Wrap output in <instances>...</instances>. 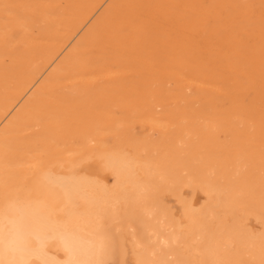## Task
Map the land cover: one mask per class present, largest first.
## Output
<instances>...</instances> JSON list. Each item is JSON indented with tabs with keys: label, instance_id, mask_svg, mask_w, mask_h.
<instances>
[{
	"label": "bare ground",
	"instance_id": "1",
	"mask_svg": "<svg viewBox=\"0 0 264 264\" xmlns=\"http://www.w3.org/2000/svg\"><path fill=\"white\" fill-rule=\"evenodd\" d=\"M202 2L0 0V85L5 86L4 93H0V116L14 111L12 108L19 96L31 88L34 78L29 66L64 53L81 23L98 6L104 4L101 15H96L97 21L93 20L81 39H75L74 43L79 40L76 47L68 48L65 57L62 56L64 63L60 65L66 64L63 71L67 77H83L91 68L98 75L108 73L111 64H121V68L130 60L131 48L141 45L140 38L144 39L146 30L144 23L152 22L161 13L159 16L167 18L171 25L186 28L184 24L194 22L188 16L195 15L188 12L187 5L200 9ZM183 7L188 9L182 12ZM180 16L189 22L179 25L175 20ZM154 32L150 37L146 35L149 38L142 44L145 49L148 47V52L150 49L151 53L155 50V54H160L159 60L166 58L171 68L166 77L169 87L155 85L157 91L152 87L155 90L152 93L150 89V95L149 90L147 95L141 92L144 98L149 96L153 101L148 102V98L142 103L134 102L137 98L130 95L134 85L131 83V89L126 84L119 83L116 87L110 84L114 88L106 84L109 90L103 86L107 91L99 93L101 86L99 92L94 91L95 86L83 85L84 80L83 86L70 87L62 97L56 96L55 90L47 91L45 84L46 94L43 87L42 91L38 87L37 96L31 93L36 98L27 97L20 110L15 111L18 115L13 114L18 120L23 115L27 125L38 124L36 120L49 122L45 131L48 135L41 145L45 157L36 149L38 154L29 148L32 152H17L13 146L23 142L18 130L11 129L15 135L12 133L8 139L9 134L2 139L0 131V264H264V109L260 110L257 100L243 106L227 98L230 107L225 110L201 112L203 107L195 106L198 96L195 98L193 89L200 91L199 99L207 101L210 100L207 91L217 85L212 72L200 62L202 49L194 50L195 45L190 46L188 38L181 43L170 42L165 38L171 35L165 32L169 37L164 35V39H159ZM84 48L95 54L93 62L90 56L88 60L85 58ZM138 51H135L137 55ZM251 54L245 55L251 57ZM208 60L207 64L213 61ZM50 72L51 78L56 77ZM248 72L246 75L251 77ZM233 74L231 79L235 80L237 75ZM92 78L96 77H91V81ZM56 80L53 82L57 83ZM106 83L109 82L106 80ZM138 95L140 98L141 94ZM39 98L45 106H38L42 108L24 116L27 104L34 100L36 104ZM80 98L84 100L79 102ZM11 119L15 121L13 116ZM12 121L9 123L16 124ZM121 121L126 122L127 128L123 131L125 139L119 140L115 138L114 127L121 125ZM102 125L108 133L107 139L103 137L99 143L95 140V131ZM77 133L85 137L82 146L64 156L55 153L59 144L66 139L73 142ZM169 194L177 200L171 211L165 207L167 202L163 204L165 208L162 206L163 196L166 199ZM157 198L156 218L148 205ZM219 208L223 210V218H219Z\"/></svg>",
	"mask_w": 264,
	"mask_h": 264
},
{
	"label": "rangeland",
	"instance_id": "2",
	"mask_svg": "<svg viewBox=\"0 0 264 264\" xmlns=\"http://www.w3.org/2000/svg\"><path fill=\"white\" fill-rule=\"evenodd\" d=\"M203 1V2H202ZM231 1H234V2H232V3H230ZM231 1H227V0H201V2H202V6L200 7V9H202V10H200L198 7H197V9L195 8V9H193L194 8V5L193 4H191L192 6H190V5H187V7L188 8H192V10H188V12L189 11H191V12H194L195 13V15L194 14H192V15H190V16H188L189 17V19L190 20H192V22L190 21V23H192V24H184V22L183 21H185V23L188 21L189 22V19H184V20H182L183 18H182V16H180L177 20H175V22H177L179 25H182V24H184L185 25V27L186 28H179L178 26H173V25H171L170 23L171 22H169V20L167 19V18H161L162 16H159V15H161V13H159L158 14V16L156 15V17H154L153 18V20H152V22H150L149 21V23L148 22H146V23H144L143 25H144V27H143V29H145L146 28V30H144V39L142 40V38H140L141 39V41L139 42L141 45L139 46V47H141V48H139V47H135V49L134 48H131V56H129L128 58L130 59L127 63H125V65L124 64H122V66H121V68H120V65L121 64H119V66L117 65V64H111L110 65V68H109V71H108V73H99V75L97 74L98 73V71L96 70V69H93V68H91V69H89L90 71H87L86 73H84L83 74V77H85V78H83V77H80V78H70V77H67V75L65 74V72L66 71H63V69H65L64 68V65H65V67H66V64H62V63H64L63 61H64V58L62 57V56H64L65 57V52H66V50H68V48H73L72 46L74 45L75 46V44L76 43H78V41L81 39V37L85 34L84 32H86V30H88V29H86L85 30V28H87V27H90L91 25H89L90 23L91 24H93L94 23V21L96 22L97 21V17L99 16V15H101L100 13H102V11L104 10V9H102V6L104 5V4H102V5H100V6H98V8L93 12V13H91L90 14V16H88L82 23H81V25H80V27L76 30V32H75V35H76V37H75V35L73 36V38H72V40L70 41V44H67V47L68 48H64V50H62V51H64V53H60V54H62V55H60V54H58L56 57H47V59H41V60H39V61H37V62H34V64H31L30 66H29V68H28V70L29 71H31L32 72V74H33V78H34V81H33V83L30 85V87L31 88H29V90L27 91V92H25V93H23V94H21L20 96H19V100L17 99V103L15 102L14 103V107L12 108V110L14 109V111H8L7 113H2V115L0 116L1 118V120H0V131H1V134H2V136H4V137H2L1 136V138L2 139H4L5 137H7V135H8V137H7V139L8 138H10V137H12L13 135H15V132H17V131H15V129L16 130H18L19 132L21 131V133H19L18 132V136H20L21 137V140H23V142H19V144L17 143H15L17 146H13V144H12V146H13V148L17 151V152H21V153H23V154H25V152H27V150H32V149H34V151H35V149L36 150H38L39 152H40V154L39 155H41L42 157H45V155L46 154H44L43 153V150H41L42 149V146H43V141H45V137L48 135V133H46L45 131H46V128L48 127V125H49V122L47 121H44V120H36V121H39V123L38 124H36L37 122H35L33 125H31V123L29 124V125H27V123H25L26 121L25 120H23V115L21 116V118H19V120L18 119H16V118H14L15 116L14 115H18L16 112H18L20 109H19V107L22 105V103L24 104L25 103V100H27V97H28V99L30 98V97H33L34 98V96L36 95L37 96V92H35V91H37V90H39L40 89V91H42L43 90V88H44V86H45V84H46V86L45 87H47L48 89H47V91H50L51 89L52 90H55V93H56V96H58V97H62V96H64L65 95V92H67V90L70 88V87H79V85H82V83H84L85 81L84 80H86V83L85 84H83V85H93V86H95V88H94V91H97V92H99V88H101L102 87V89H100V90H102V91H100L99 93H101V92H106L105 91V88H107L108 90H109V88L111 87H113V86H111V85H115L114 87H116V85L118 86V84L120 83V85L122 84V85H125V87L127 88V85H128V88L127 89H129V84L130 85H132V84H136L135 86L134 85H132L131 87H132V89H133V92L131 91L130 92V95H132V97H134L136 100H133L134 102H140V103H142V101L143 100H145V99H148L149 98V96L146 98H144V94L148 91V93H149V95H150V93L152 92H154V90H155V88L157 87V86H155V85H158L159 86V88H166L167 86L169 87V84H168V79L166 78V77H168V75H169V73H170V68H171V66L169 65V63H168V60L166 59V58H163V60L161 61V60H159L158 58H159V56H160V54L158 55V54H155L154 52H155V50L153 51V53H151V50L149 49V52H148V47L146 46V49H145V45L144 44H142L144 41H145V38L147 39V38H149L150 36H152L153 35V33L152 32H154V34H156L157 35V37L159 38V39H164V37L166 36V35H171L170 36V38H165V40H167L168 39V41L170 40V42H179V43H181L183 40H185L186 41V38H188L187 40L190 42V46L192 45V46H194V47H192L194 50H197V47H199L198 48V52H199V50L200 49H202V51L200 50V52H199V56H201L202 58H203V61L202 60H200V62H203V63H201V64H203L205 67H207V68H209V71L210 72H212V74H213V76H214V80H215V83L217 84L216 85V88H212V90H210V91H207V95H208V97L210 98V100H211V96H212V101H210V100H205V101H203V99L201 100V99H199V93H200V91L199 90H197L196 88H194L193 89V93H194V96H195V100H197L196 101V104H195V106L197 107V108H201V107H203V108H201L200 110H201V112L203 111H206V113H204V114H208L209 113V111L212 113V111H213V109H214V111L213 112H215L216 110H225V108H228V107H230L229 105H230V100L229 101H227L229 98L230 99H233V100H235L236 102H238V103H241L243 106H249L252 102H255L256 100V104H258V106L260 107V110L261 109H264V98H262V99H258V98H260L261 96L263 97L264 96V88H262L263 86H262V82H263V85H264V40H263V38H264V0H231ZM238 3H237V2ZM209 2V3H208ZM255 2V3H254ZM108 3V2H107ZM107 3H105V5H107ZM237 3V6L235 5ZM263 5H262V4ZM257 4V5H256ZM229 5H230V7H229ZM243 7H241V6ZM256 6L255 8H254V6ZM258 5H262V7H259ZM215 7L214 9H211L210 10V8H212V7ZM249 6H251V8L249 7ZM101 7V8H100ZM187 7H183V10H182V12L183 11H186L188 8ZM202 7H204V8H202ZM206 7H210V8H206ZM218 7V8H217ZM227 7H229L228 9H226ZM235 7H237V8H235ZM244 7H245V10H246V12H245V10H244ZM259 7V8H258ZM103 8H105V6L103 7ZM187 8V9H186ZM206 8V9H205ZM220 8V9H219ZM232 8V9H231ZM239 8H240V11H239ZM256 8H258V9H256ZM206 11H205V10ZM219 9V10H218ZM225 9V10H224ZM235 9V10H234ZM238 9V10H237ZM252 9V10H251ZM262 9H263V11H262ZM194 10V11H193ZM198 10H200L201 12L200 13H198L199 11ZM204 10V11H203ZM223 11L224 10V12H222V13H220L221 11ZM231 10V11H230ZM259 10V11H258ZM177 11V10H176ZM203 11V12H202ZM208 11V12H207ZM231 12H233V13H231V15H229ZM100 12V13H99ZM190 12V13H191ZM227 12L229 13V14H227ZM240 12V13H239ZM250 12V13H249ZM198 13V14H197ZM243 13H244V15H243ZM253 13V14H252ZM206 14V15H205ZM96 15H98V16H96ZM181 15V14H180ZM202 15V16H201ZM252 15V16H251ZM261 15V16H260ZM201 16V17H200ZM206 16V17H205ZM95 18V19H93V18ZM210 18V19H209ZM234 18H237V19H234ZM240 18V19H239ZM254 20H253V19ZM263 18V19H262ZM150 19H152V18H150ZM195 19H198V20H195ZM199 19H202V22H201V20H199ZM234 19V20H233ZM252 19V20H251ZM257 19V20H256ZM94 20V21H93ZM163 20V21H162ZM164 20H168V21H164ZM232 21V22H230V21ZM263 20V21H262ZM198 21H200V23H202V24H200ZM256 21H258V22H256ZM227 22H230V23H227ZM259 22H261V23H259ZM182 23V24H181ZM226 23H227V25H226ZM258 23L260 24V25H258ZM150 24H151V26H150ZM155 25L154 27L156 28V27H158V30H157V28H156V30L155 29H153L154 27H153V25ZM250 24H252L251 26H250ZM184 25H182V26H184ZM199 25V26H198ZM148 26V27H147ZM173 26V27H172ZM193 26H195V27H193ZM229 26V27H228ZM234 26V27H233ZM242 26V27H241ZM254 26H255V28H254ZM189 27V28H188ZM200 27V28H199ZM233 27V28H232ZM241 27V28H240ZM83 28V29H82ZM178 28L182 31V34L184 33V35H182V34H180L181 33V31L180 30H178ZM193 30H192V29ZM236 28V29H235ZM251 28H252V30H251ZM259 28H263V29H259ZM142 29V30H143ZM161 29H162V32H164V33H162V32H160L161 31ZM169 29V30H168ZM191 29V30H190ZM198 31V32H196V30ZM200 29V30H199ZM225 29H228L229 30V32H230V34H228V31L227 30H225ZM167 30H168V32H167ZM259 30V31H258ZM78 31H80V32H78ZM149 31V32H148ZM159 31V32H158ZM169 31H170V33H169ZM202 31V32H201ZM227 31V32H226ZM244 31V32H243ZM245 31H248V32H245ZM165 32H166V35H165ZM243 32V33H242ZM256 35H254L253 33ZM258 32H260V33H258ZM168 33V34H167ZM188 33V34H187ZM197 33V35H195ZM257 33H258V36H257ZM262 33V35H260ZM14 34H15V37L17 36V34H16V32L14 31ZM78 34V35H77ZM150 34H152V35H150ZM192 35V38L190 37V35ZM204 34V35H203ZM233 34V35H232ZM238 34H240V35H238ZM251 34V35H250ZM146 35H148L147 37H146ZM165 35V36H164ZM201 35H203V36H201ZM225 35V36H224ZM242 35V37H240ZM169 36H166V37H169ZM173 36V37H172ZM183 36H185V37H183ZM212 36V37H211ZM75 37V38H74ZM78 37V41L76 42V43H74V41H75V39ZM201 37V38H200ZM209 37L211 38V39H209ZM225 37V38H224ZM151 38H155L154 36L153 37H151ZM203 38V39H202ZM212 38H214V39H212ZM222 38V39H221ZM224 38V39H223ZM238 38V39H237ZM139 39V40H140ZM175 39H177V40H175ZM179 39V40H178ZM183 39V40H182ZM194 39V40H193ZM259 41H258V40ZM171 40H173V41H171ZM181 40V41H180ZM190 40H192V42L190 41ZM196 40V41H195ZM204 40V41H203ZM215 42H214V41ZM228 40V41H227ZM246 40V41H245ZM252 40V41H251ZM238 41V42H237ZM244 41V42H243ZM254 41V42H253ZM202 42V43H201ZM217 42V43H216ZM228 44H227V43ZM262 42H263V44H262ZM178 43V44H179ZM195 43V44H194ZM224 43V44H223ZM242 43V44H241ZM244 43V44H243ZM72 44V45H71ZM209 44H211V45H209ZM223 44V45H222ZM233 44H234V46H233ZM252 44H253V46H252ZM77 45V44H76ZM199 45V46H198ZM217 45H219L220 47H218ZM254 45L256 46V47H254ZM70 46V47H69ZM76 47V46H75ZM211 47V48H210ZM222 47V48H221ZM196 48V49H195ZM206 50H205V49ZM252 48V49H251ZM82 49V48H81ZM134 49V50H133ZM140 49V50H139ZM144 49H145V51H144ZM234 49H235V51H234ZM84 50V55H85V58H87V60L89 59V56H90V60L92 61V59L94 60L95 59V54L94 53H92L90 50H88V49H86V48H84L83 49ZM139 50V51H138ZM135 51H136V53H137V51H138V55L135 53ZM146 52H148V54L150 55H148ZM227 52V53H226ZM239 52H241V53H244V54H241V53H239ZM142 53V54H141ZM251 54L252 56L251 57H253L252 59H251V57H250V55H245V54ZM90 54H92V56L90 55ZM141 54V55H140ZM161 54H162V52H161ZM225 54V55H224ZM229 54H232V55H235L234 57H232V55H230V56H227V55H229ZM94 55V56H93ZM153 55V56H152ZM157 55V56H156ZM209 55V56H208ZM222 55V56H221ZM243 55V56H242ZM255 55V56H254ZM257 55V56H256ZM261 55V56H260ZM152 56V57H151ZM212 56H214V57H216V58H213ZM218 56H220V57H218ZM246 56V57H245ZM247 56L249 57L248 59H247ZM260 56V59H258V58H256V57H259ZM141 57H149V59L147 58V60H146V58L144 59V58H141ZM155 59H154V58ZM211 57V58H210ZM229 57H231V58H229ZM55 58H57V59H55ZM62 58H63V60H62ZM210 58V59H209ZM218 58L220 59L219 61H220V63H218L219 61H218ZM244 58V59H243ZM151 59H153L155 62H156V64H154L155 62L154 61H152ZM213 60V61H210L209 62V60ZM45 60V61H44ZM61 60V61H60ZM86 60V61H87ZM89 60V62H88V64H91L92 62ZM207 60H208V62L210 63H208L207 64ZM260 60H262V61H260ZM164 61V62H163ZM214 61H216V62H214ZM218 61V62H217ZM243 61V62H242ZM258 61V62H257ZM52 62H54V63H52ZM60 62H62L61 63V65H60ZM158 62V63H157ZM163 62V64H159V63H162ZM36 63V64H35ZM38 63V64H37ZM131 63H133V64H131ZM222 63H223V65H222ZM258 63H259V65H258ZM134 64H136V65H134ZM166 64V65H165ZM263 64V65H262ZM54 65H57V67H59V68H57L56 66H54ZM129 65H130V67H129ZM133 65V66H132ZM163 65V66H162ZM257 65V66H256ZM50 66H52V67H50ZM60 66H63L62 68H60ZM116 66V67H115ZM132 66V67H131ZM241 66H242V69L240 70V68H241ZM37 67L39 68V69H37ZM50 67V68H49ZM122 67H124V68H122ZM128 68V69H126V68ZM165 67V68H164ZM168 67V68H167ZM236 68V70H235V68ZM53 68V69H52ZM132 68V69H131ZM211 68H213V69H211ZM225 68H227V69H225ZM56 70V73H58L59 71V73L57 74V75H55L56 73H55V71H52V70ZM131 69V70H130ZM158 69V70H157ZM216 69V70H215ZM220 69L222 70V71H220ZM224 69H225V71H224ZM228 69H230L229 71H228ZM48 70V71H47ZM51 72H50V71ZM57 70H59L58 72H57ZM61 70H62V72H61ZM66 70V69H65ZM92 70H94V71H92ZM117 70V71H116ZM121 70V71H120ZM214 70V71H213ZM233 70V71H232ZM240 71V73H238L239 71ZM243 70V71H242ZM245 70V71H244ZM136 71H138L137 73H139V74H137L136 73ZM161 71V72H160ZM216 71H218V73L216 72ZM220 71V72H219ZM230 71L232 72L231 74H230ZM236 71V72H235ZM247 71H249V72H251V77H250V74H247L246 75V72ZM257 71H258V73H257ZM50 72V74H51V76L52 77H54V76H56V77H54V78H51L50 76H49V73ZM94 72V73H93ZM135 72V73H134ZM213 72H215V73H213ZM222 72V73H221ZM248 72V73H249ZM260 72H261V74H260ZM54 73V74H53ZM90 73H92L91 74V76H90ZM113 73V74H112ZM233 73H235V80H232L233 78H234V74ZM255 73V74H254ZM46 76H45V75ZM66 76H65V75ZM95 74V75H94ZM105 74L108 76V77H106L105 76ZM112 74V75H111ZM126 74V75H125ZM228 74H230L229 75V77H228ZM239 74H241V75H239ZM43 75H44V77H43ZM97 75V76H96ZM222 75V76H221ZM223 75H225L224 77H223ZM232 75V76H231ZM248 75H249V77H248ZM256 77V79H255V77ZM260 75V76H259ZM65 78H64V77ZM94 76V78L95 79H93L92 78V81L90 80L91 79V77H93ZM221 76V77H220ZM259 76V77H258ZM48 77H50L51 79H53V80H51L50 78H48ZM88 77V78H87ZM104 77V78H103ZM59 78V79H58ZM66 78H68V80H66ZM100 78V79H99ZM221 78V79H220ZM230 78V79H229ZM232 78V79H231ZM240 78V79H239ZM251 78H253V79H251ZM43 79H46V81L44 80L43 81ZM56 79H58V81L59 82H61V83H59L57 80V83L56 82H53V81H55ZM65 79V80H64ZM69 79H72V80H69ZM75 79V80H74ZM102 79V80H101ZM167 79V80H166ZM238 79V80H237ZM262 79V80H261ZM77 80V81H76ZM80 80H82V82H81V84H80ZM95 80V81H94ZM106 80H107V82H109V83H106ZM108 80H110V81H108ZM243 82H242V81ZM67 82V83H65V82ZM73 81H74V83H73ZM84 81V82H83ZM87 81H89V82H87ZM104 81V82H103ZM223 81H226V82H228V81H230V82H228V83H226V82H224V83H226L225 85H223L224 83H223ZM241 81V82H240ZM250 83H249V82ZM262 81V82H261ZM41 82V85H39V83ZM42 82H46V83H42ZM137 82V83H136ZM233 82V83H232ZM64 83V84H63ZM70 83V84H69ZM93 83V84H92ZM229 83H231V84H229ZM238 83V84H237ZM242 83V84H241ZM255 83V84H254ZM36 84V85H35ZM44 84V85H43ZM58 84H60V85H58ZM109 86V88H108V86ZM111 84V85H110ZM138 84V85H137ZM159 84H161V85H159ZM221 84L224 86H221ZM241 84V85H240ZM48 85H51V86H48ZM56 85V86H55ZM70 85V86H69ZM82 85V86H83ZM33 86H34V88H33ZM99 86H101V87H99ZM105 88H104V87ZM163 86H165V87H163ZM221 86V87H220ZM262 86V87H261ZM39 87V89H37ZM43 87V88H42ZM113 87V88H114ZM131 87H130V89H131ZM136 87V88H135ZM145 87H146V89H145ZM152 87H155V88H152ZM226 87H227V89H226ZM238 87H240V88H238ZM33 88V89H32ZM42 88V89H41ZM80 88H81V86H80ZM98 88V89H97ZM158 88V87H157ZM157 88H156V91H157ZM218 88H221V89H218ZM231 88V89H230ZM233 88V89H232ZM237 88V91H235V89ZM245 88V89H244ZM257 90H256V89ZM260 88V89H259ZM45 89L46 88H44V91H43V94H46L47 93V91H45ZM50 89V90H49ZM135 89V90H134ZM144 89V90H143ZM150 89H151V92H150ZM152 89H154V90H152ZM253 89V90H252ZM0 93H4V90H5V86H3V85H0ZM111 90V89H110ZM146 90V91H145ZM161 90H164V89H161ZM216 90H218V91H215ZM245 90H249V91H245ZM250 90H252L251 92H250ZM260 90V91H259ZM135 91V92H134ZM225 91V92H224ZM244 91V92H243ZM97 92H94L95 94H97ZM141 92H143L144 94H142ZM242 92V93H241ZM248 93V92H250V93H248V94H245V93ZM254 92V93H253ZM28 95H27V94ZM31 93L33 94H35V95H31ZM148 93H146L145 95H147ZM157 93V92H156ZM220 95H219V94ZM241 93V94H240ZM257 93V94H256ZM26 94V95H25ZM138 94H141L140 95V98H139V95ZM216 94H217V96H216ZM242 94H244L243 96H242ZM259 94H261V95H259ZM136 95V96H135ZM225 96V98L223 99V97L222 96ZM246 95H248V96H246ZM36 96H35V98H36ZM141 96H143L142 98H141ZM214 96H216V97H214ZM240 96H242L243 98H241ZM245 97V98H244ZM83 98L84 99H86V96H83ZM219 98V99H218ZM228 98V99H227ZM31 99V98H30ZM40 99V98H39ZM83 99V100H84ZM220 99H221V101H220ZM222 99L223 100H225V101H222ZM245 99V100H244ZM42 99H40V100H37V101H39L38 103L39 104H37V101H36V104H35V100L33 101L34 102V104H33V102L31 103H29V104H27L28 106L26 107V109H27V112L25 113V115L24 116H26V114H28V113H30V112H34V111H37V110H40L43 106H45V104H44V101H41ZM80 100H81V98H80ZM79 100V102H82L83 100H81L80 101ZM140 100V101H139ZM240 100V101H239ZM146 101V100H145ZM148 102H150V101H153V99L152 98H149L148 100H147ZM219 103H218V102ZM198 102V103H197ZM203 102V103H202ZM213 104H212V103ZM41 103H43V105H40ZM123 103H125V102H123ZM199 104H201V105H199ZM213 106H212V105ZM37 105V106H36ZM29 106H30V108H29ZM34 106V107H33ZM36 106V107H35ZM38 106H42V107H38ZM210 106H212L211 108H210ZM22 107V106H21ZM208 107V108H207ZM39 108V109H38ZM216 108V109H215ZM209 110V111H208ZM16 111V112H15ZM14 114V115H13ZM119 115V114H118ZM13 116V119L15 120V121H12V119H11V117ZM23 117V118H22ZM21 119V120H20ZM6 120V121H5ZM18 120V122H16ZM10 121H12L13 123L14 122H16V124H10L9 122ZM41 121V122H40ZM2 122H4V123H2ZM7 122H8V124H7ZM5 124V125H4ZM6 124H7V126H6ZM119 124H121V125H115V127H114V129L116 130V139H125V136L123 135V131L127 128V124H126V122L125 121H121V122H119ZM10 125V126H9ZM11 125H13V126H11ZM5 126V127H4ZM23 126H24V128H23ZM28 126V127H27ZM122 128H121V127ZM10 127V128H9ZM30 127V128H29ZM7 130H6V129ZM25 128H27V129H25ZM100 128V129H99ZM11 129H13V131H15L14 133L13 132H10V131H12ZM99 129V130H98ZM96 130L97 131H95L94 133L95 134H97V135H95V140L97 141V142H102V140H103V137H105L106 135L105 134H107L108 133V130H107V128L105 127V125H102V126H99V127H97L96 128ZM26 131V132H25ZM25 132V133H24ZM98 132H100V133H98ZM4 133V134H3ZM12 133H13V135H12ZM24 133V135H20V134H23ZM44 133V134H43ZM100 134V135H99ZM122 134V135H121ZM104 135V136H103ZM121 135V136H120ZM43 136H44V138H43ZM101 136V137H100ZM37 137L39 138L40 137V139H38L37 140ZM74 137V136H73ZM41 138H43V139H41ZM106 138V137H105ZM114 138V139H115ZM74 139V140H73ZM73 139H71V140H73V142L71 141H67V140H69V139H66V141L61 145V144H59L56 148H55V153H58L59 155H61V156H64L65 154H67V152H70V150L71 149H74L75 150V148L77 149V147L79 148V146H82L84 143L83 142H85V140H83V139H85V137L84 136H82V134H79V133H77V134H75V137L73 138ZM107 139V138H106ZM40 140V141H39ZM83 140V141H82ZM25 141V142H24ZM37 141H39V142H37ZM82 141V142H81ZM97 142H95V143H97ZM24 143L26 144V145H24ZM93 144L94 143H92L91 145H90V147L91 146H93ZM98 144V143H97ZM24 145V146H23ZM42 145V146H41ZM20 146H21V148H20ZM23 147V148H22ZM18 148V149H17ZM19 148H20V150H19ZM29 148V149H28ZM19 150V151H18ZM29 150V152H32V151H30ZM23 151V152H22ZM25 151V152H24ZM38 151H35L34 152V154H38L39 152ZM192 178L193 179H195V176L193 175L192 176ZM165 196H163V200H164V203H162V206L164 207V205L166 204V202H167V205H165V207H169V209H168V211H171V210H174L172 207L174 206V203L175 202H177V200L175 199V198H173V196H172V194H169V195H166V199L169 201H167L165 198H164ZM222 198H223V195L221 196ZM153 200V201H152ZM151 200V202H150V204L148 205V207L150 208V210L152 211V212H154L153 214H154V216L153 217H156L157 218V215H158V213H159V208H157L156 207V205H157V200H158V198L157 199H155L156 201H154V199H152ZM166 200V201H165ZM172 202H173V204H172ZM170 203L172 204V206L170 205ZM164 204V205H163ZM164 207V208H165ZM158 209V210H157ZM166 209V210H167ZM219 210V212H220V216H219V218H223V216L221 215L222 214V212H223V210L222 209H218ZM259 216H261V214H259V213H257ZM257 214H254V215H257Z\"/></svg>",
	"mask_w": 264,
	"mask_h": 264
},
{
	"label": "snow or ice",
	"instance_id": "3",
	"mask_svg": "<svg viewBox=\"0 0 264 264\" xmlns=\"http://www.w3.org/2000/svg\"><path fill=\"white\" fill-rule=\"evenodd\" d=\"M12 264H14V262H12Z\"/></svg>",
	"mask_w": 264,
	"mask_h": 264
}]
</instances>
